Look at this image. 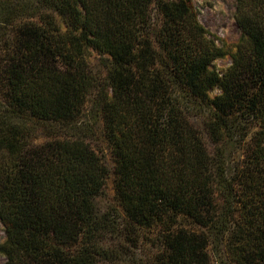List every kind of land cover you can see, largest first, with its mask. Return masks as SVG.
I'll return each instance as SVG.
<instances>
[{
  "label": "trees",
  "instance_id": "1",
  "mask_svg": "<svg viewBox=\"0 0 264 264\" xmlns=\"http://www.w3.org/2000/svg\"><path fill=\"white\" fill-rule=\"evenodd\" d=\"M234 21L227 49L194 0H0L3 264H264V0Z\"/></svg>",
  "mask_w": 264,
  "mask_h": 264
},
{
  "label": "rangeland",
  "instance_id": "2",
  "mask_svg": "<svg viewBox=\"0 0 264 264\" xmlns=\"http://www.w3.org/2000/svg\"><path fill=\"white\" fill-rule=\"evenodd\" d=\"M195 6L199 13V18L204 27L211 35L224 43L227 49L231 48L240 37L239 30L234 21L235 0H194ZM94 56L92 60H94ZM96 63V60L93 61ZM230 59L225 58L215 62L217 67H226L229 65ZM114 191L113 181H108L104 194L96 200L97 208L100 212H104L113 206ZM5 239L4 229L0 223V243ZM152 250L145 247L142 253L137 252L133 257L126 260V264H148L146 251ZM5 261L0 255V264Z\"/></svg>",
  "mask_w": 264,
  "mask_h": 264
}]
</instances>
